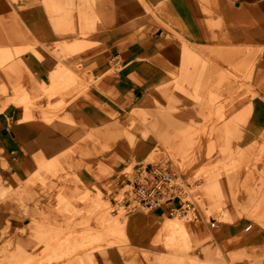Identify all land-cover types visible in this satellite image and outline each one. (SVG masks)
<instances>
[{
    "label": "crops",
    "instance_id": "crops-1",
    "mask_svg": "<svg viewBox=\"0 0 264 264\" xmlns=\"http://www.w3.org/2000/svg\"><path fill=\"white\" fill-rule=\"evenodd\" d=\"M195 48L216 63L204 71L202 76L208 78L200 82L202 85L193 79L195 69L190 66L200 56ZM63 58L66 62H62ZM227 63L237 69L247 64L251 97L242 95L234 79L227 75ZM111 69L114 71L110 73ZM79 70L89 72L94 84L70 101L62 113L57 109L65 103L63 99L54 106L49 104L53 112L48 107L45 111V104L34 102V106L44 107L43 115H36L29 103L32 96L46 95L52 87H61L57 92H64L72 83L69 78L77 77L75 72ZM209 77L218 79L216 90H209L210 94H223L214 102V110H226L211 121L208 137L215 142L216 133L226 142L230 137L235 143L242 142L247 130L246 139L251 143L243 156L254 154L257 148L264 151V0H0V264H98V257L108 254L100 251L104 249L118 264L182 261L181 247L155 245L152 237L156 221L176 206L168 202L152 209L149 215L137 212L126 218L122 238L107 235L92 218L75 221L65 217L66 231L61 228V232L98 230L90 238L101 241L88 247L77 246L68 257L30 262V248L44 245L52 249V241L61 236L52 232L51 225L45 227L36 220L30 224L18 203L28 216L35 213L34 208L27 209L13 191L24 181L29 188L32 178L34 183L40 180L52 190L56 188L54 181L70 176L72 189L81 190V196L82 184L90 183L92 175L104 179L111 167L121 166L123 161L133 158L139 163L155 145L185 152L200 138L205 139L200 137L205 117L200 114L201 106L189 101L181 90L196 93L193 87L198 85L200 91H206L211 87ZM191 80L195 85L188 86ZM177 102L183 108L178 109ZM211 104L206 107L211 109ZM160 106L177 108L167 113ZM117 116L116 124L121 129L115 124ZM80 136L96 145V149L86 153L80 149L75 155L90 156L89 166L59 151L69 146L67 141ZM218 145L215 143L224 157L227 146ZM99 148L106 152L97 153ZM208 148V143L201 145L186 174L194 170V175L217 163L226 165L223 157L210 164L217 150L210 156ZM100 158L103 169L93 168ZM260 172L264 173V167L259 162L245 169L244 184L236 189L232 184L236 175L224 173L207 188L202 203L206 205L205 200L210 199L207 208L212 212L219 209L218 222H238L241 212L256 203V196L261 194L255 182ZM36 188L33 185L32 189ZM39 197L34 196L32 205L39 203ZM73 201L64 205L75 209ZM256 219L264 223V216L256 215ZM20 224L27 225L17 237L23 246H13L4 231ZM76 224L82 227L76 229ZM199 229L191 224L185 226L186 255L197 264H221L223 257L241 264L243 256H224L225 251L260 239L259 234L253 238L243 233L233 235L237 229L223 225L205 234L200 242ZM79 241L76 238V244ZM121 242L126 246L110 251Z\"/></svg>",
    "mask_w": 264,
    "mask_h": 264
},
{
    "label": "rangeland",
    "instance_id": "rangeland-1",
    "mask_svg": "<svg viewBox=\"0 0 264 264\" xmlns=\"http://www.w3.org/2000/svg\"><path fill=\"white\" fill-rule=\"evenodd\" d=\"M145 20L146 19L142 20V22H144ZM137 25H139V23L135 24V26ZM194 51L200 53L199 55L201 57L199 56L197 57V59L192 60L193 63L189 65L193 70L195 69L193 73V79L196 81L199 80L198 83H200L203 79L205 80L208 78L202 76L204 74V71H206L210 67H213L214 65H212V63L214 64L215 62L213 60H210L207 56H202L201 50H197L195 48ZM62 62H66V59L63 58ZM232 64L233 63H227L226 67H229L228 69L230 70V73L227 72V75L234 79V82H236V85L239 86L238 89L241 90L242 95L251 97L252 95L249 93L251 89V86H249L251 85V75H249V71H247V64L240 67V69H237ZM75 68L79 69L80 67L75 66L74 69ZM113 71L114 70L111 69L109 72L111 73ZM75 73L77 74V77L71 76L68 80V82H72L69 86L70 89L68 87L64 92H57V90L59 91L61 87H52L50 91L46 92V95L42 94L35 97L34 95L32 96L33 98L29 103H31L30 107L34 112H36V115H43L44 109H46V107H48V110L51 109V107L49 108L50 103H52V106H54L56 101L60 99L65 100V103L62 102L61 106L59 105L57 109L58 113H62L64 107L66 108L67 104L70 101L75 100L80 95L84 94L86 90L92 84H94V78L89 72H86L85 70H79V72ZM171 75L173 76L174 80L177 79L174 73H172ZM210 79L211 87L207 88L206 91L199 90L198 85H202V83L198 84L197 87H193L196 93L191 94L186 93L184 90H181V93L183 95L185 94V96L188 97L189 101L201 106L200 114H203V117H205V119L203 120V135L200 137L204 136L205 139L202 141V139L200 138V140H198L196 144L192 145L185 152H181L175 148H166V150H164L163 147L155 145V148L149 153V155L145 159H143V161H141L142 165L151 163L167 167L169 170L173 171L178 178L180 176V180H176V182H178L179 186L182 188L181 190H184V192L186 193V198L191 204V209L188 214H175L172 216L169 214L162 215V218H159V220H157L155 223V227L152 231V237L156 242L155 245L164 247H181V250L179 252L181 253L183 260L180 262H174L173 264H197L196 262L190 260L186 255V245L188 244V238L185 231V226L190 224L199 226L200 229L198 230V232L200 233L198 240L201 242L204 241L206 236L205 234L214 232L217 229L219 230L223 225H232L237 229L236 232H233V235L243 233L245 236L253 238L259 234L260 239H251L252 241H249L248 243H245L243 245L236 244L232 246V249H228V251H225L224 256H243L245 261L241 262V264H264V223L256 219V215L264 216V173L260 172V175H257L258 177L255 180L256 184H258V187L260 186L259 189L261 193L255 198L257 202L252 205L246 206V209L243 210L245 212H241L240 219L236 223L223 224L218 222L217 216L220 212L219 209H216L215 212H212L207 208L211 205L210 199L205 200L206 205H204L201 201L204 200L205 197H207L205 194L207 188L211 184H215L219 178H222V175L224 173L236 175L234 177L235 181L232 182V184L234 185L233 188L236 189L237 187L243 186L244 184V177L242 173L245 171V169H247L248 167L252 168V166L258 162L260 163V167H264V151H261V148H257L255 153L252 155L249 154L250 156L248 157H244L242 154L245 147H247V145L251 143L249 139H246L247 130L244 134L245 137L242 142L237 141L235 143L233 137H230L228 139L229 141L226 142V139L222 140V138L220 137L221 134L218 136V134L216 135V133L215 136L217 139H215V142L211 138L212 136L210 138L208 137L210 135L209 128L213 125V122L211 121L217 120L216 118H218L220 112L226 110V108L222 107H218L214 110L216 106L214 102L218 101L223 96V94H210L211 91L216 90V81H218L217 77H211ZM175 83L177 84V81ZM192 83L193 82L191 80V82H187V85H195V83ZM176 90L179 91L178 87H176ZM34 102L38 103L37 105L45 104V108L34 106ZM209 102L213 103L210 106L211 109H209V107H206L209 105ZM23 105L27 106L28 103H23ZM181 105L182 104L180 102H177L175 106H177L178 109H181L183 108L180 107ZM177 107L160 106L159 108L162 109V111L170 113L171 111H175ZM45 111H47V109ZM50 111L53 112V109H51ZM117 122H119L118 116L115 118V124ZM116 126L118 128L120 127L121 129V125L116 124ZM199 126L200 125H197L195 126V128L197 129L199 128ZM223 136L225 137V135ZM67 142L69 146L60 147L59 151L70 154V156L74 159L79 158L83 161V164L89 166V162L91 161L90 156H85L83 154L81 158L75 155H77L78 150L80 151V149H82L83 153L88 152V149L90 148L96 149V145L91 143L84 136L76 137L73 140ZM207 143L209 147L208 155L214 153V151L217 150L214 156L211 157L209 161L210 164L223 157L220 150L215 147V143H217V145L219 144L218 146H220V148L222 146L224 148L227 146L226 155L223 157L224 163L227 162L226 165L217 163L214 166H208L200 169L194 175L192 174L194 170L186 174V170L191 164L196 151L201 147V145ZM96 152L101 154L105 153L106 151L103 150V148H99ZM101 162L102 160L100 158L99 162H97L93 168L100 167L103 169L102 166L104 165H102ZM134 165H136V161L133 158H131L129 161H123L121 166L115 168L111 167V169H109V173L104 174V179H100L90 173V176L92 175L91 181L88 184H82L83 194L81 196H79L81 190L76 191L72 189V185L74 184V182L70 181L72 180L70 176H67L64 179L61 178V180L59 179L54 181L56 188H53L52 190L46 189L44 184L40 180L39 182L36 180L34 183L33 178L29 182V188H27V181H24L19 185L18 188L14 189V195L16 197H20V199L26 204L27 209L34 208L35 211L34 214L28 216L26 211H24L23 205L21 206L18 203V208L22 216L29 220L30 224L32 220H36V222L45 227H48L50 225L53 226L54 228H52V232L56 233L57 236H61L52 241L50 245L52 249L50 248L49 250H47L44 245L36 248H30L29 252L31 253V257L29 261L43 262L53 259H60L62 257H68L75 252L77 246L88 247L93 243L101 241V239L90 238L92 234L94 232H98V230H83L79 233H70L68 231L61 232L60 229L64 227L66 218L69 217L75 218V221H78V219L81 218H92L96 222V224L100 225L99 227L105 228L104 232H106L107 235L117 238L124 237V231L126 227L124 225L125 219H128L130 216L135 215V213L137 212H132L135 210L125 207L122 203L120 197L122 190L121 186L119 185L121 178L115 177L117 175H120L125 167H127L125 171H131ZM66 166L67 170H70V166ZM178 170H180V174L178 173ZM33 185L37 187L35 190L32 189ZM191 185L193 186V188L189 189L188 187ZM186 187L189 189V191H193L188 192L186 190ZM34 196H40L38 201L39 203H34V205H32ZM67 199L72 201L74 200L73 204L76 206L75 209H70L69 205H64V202L68 201ZM137 211H141L146 215L152 213V210H145L144 208L137 209ZM213 221L215 222V227H211V222ZM163 222L165 223L163 224ZM24 223H26V221ZM247 226L251 227L248 230H245V227ZM26 227V224H20V226H17L14 229H10L9 227H7L4 231L6 232L5 237L11 240L13 246H23L19 241H17V237L22 234L21 231ZM81 227V225L77 224L74 226V228L76 229H79ZM63 230L66 231L65 228H63ZM24 237L26 238V235ZM76 238H79L80 240L77 244L75 242ZM228 238L230 239L231 237ZM237 238L238 237L233 238V240L236 241ZM119 245L120 246H113L114 248L111 247L110 251L112 249L123 248L126 246L124 242L119 243ZM61 246L63 247V249H59ZM152 247L153 245L149 244L148 248L152 249ZM157 249L162 250L163 248L157 247ZM100 251L108 254L105 258L99 256L98 264H118L111 258L112 255L111 253L107 252V249ZM221 264H238V262H236L235 260L233 262H230L223 257Z\"/></svg>",
    "mask_w": 264,
    "mask_h": 264
},
{
    "label": "built area",
    "instance_id": "built-area-1",
    "mask_svg": "<svg viewBox=\"0 0 264 264\" xmlns=\"http://www.w3.org/2000/svg\"><path fill=\"white\" fill-rule=\"evenodd\" d=\"M126 168L115 177L121 178L120 197L125 207L152 210L168 202H175L176 206L168 210L169 215L189 213L191 204L176 182L178 177L173 171L158 164L142 165L141 162L136 163L131 171H125ZM211 227H215L214 221Z\"/></svg>",
    "mask_w": 264,
    "mask_h": 264
},
{
    "label": "bare ground",
    "instance_id": "bare-ground-1",
    "mask_svg": "<svg viewBox=\"0 0 264 264\" xmlns=\"http://www.w3.org/2000/svg\"><path fill=\"white\" fill-rule=\"evenodd\" d=\"M179 169H180V168H179ZM178 171H179L178 173L180 174V170H178ZM177 180H180V177L177 178ZM195 180H196V179H195ZM180 182H181V181H180ZM188 188L191 189V188H193V186L191 185V186H189ZM188 188L186 187V190H187L188 192H192V191H193V190H192V191H189ZM132 210H135V211H132V212H141V211H137V209H132ZM165 222H166V221H165ZM165 222H163V224H164ZM163 224H162V225H163ZM163 226H164V225H163Z\"/></svg>",
    "mask_w": 264,
    "mask_h": 264
}]
</instances>
